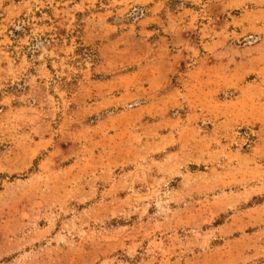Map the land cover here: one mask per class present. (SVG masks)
I'll return each instance as SVG.
<instances>
[{"label": "rangeland", "instance_id": "1", "mask_svg": "<svg viewBox=\"0 0 264 264\" xmlns=\"http://www.w3.org/2000/svg\"><path fill=\"white\" fill-rule=\"evenodd\" d=\"M0 264H264V0H0Z\"/></svg>", "mask_w": 264, "mask_h": 264}]
</instances>
